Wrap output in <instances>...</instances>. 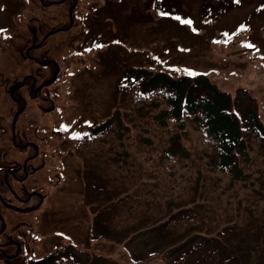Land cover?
Returning <instances> with one entry per match:
<instances>
[{
  "label": "rangeland",
  "instance_id": "obj_1",
  "mask_svg": "<svg viewBox=\"0 0 264 264\" xmlns=\"http://www.w3.org/2000/svg\"><path fill=\"white\" fill-rule=\"evenodd\" d=\"M42 1L0 0V164L29 154L21 146L30 141L40 155L34 165L44 163L37 176L44 204L26 214L34 231L18 228L30 238L28 249L8 264H32L58 244L72 245L82 264H173L158 233L145 231L121 242L100 235L101 214L90 203L88 169L74 143L110 117L123 75L134 68L205 74L236 104L254 96L264 124V0ZM54 31L30 52L36 60L26 56L29 46ZM53 61L61 71L50 84ZM14 85H21L15 94L26 99L16 120L18 149L11 126L23 103L11 97ZM58 156L65 171L56 174L57 185H49L47 176L55 172L50 165L56 169L52 161ZM8 225L0 242L15 231ZM248 258V264H260L256 252Z\"/></svg>",
  "mask_w": 264,
  "mask_h": 264
},
{
  "label": "trees",
  "instance_id": "obj_2",
  "mask_svg": "<svg viewBox=\"0 0 264 264\" xmlns=\"http://www.w3.org/2000/svg\"><path fill=\"white\" fill-rule=\"evenodd\" d=\"M74 149L100 235L158 233L173 264H248L253 252L264 264V124L254 96L236 104L205 74L134 68L110 117ZM32 264L82 263L58 244Z\"/></svg>",
  "mask_w": 264,
  "mask_h": 264
},
{
  "label": "flooded vegetation",
  "instance_id": "obj_3",
  "mask_svg": "<svg viewBox=\"0 0 264 264\" xmlns=\"http://www.w3.org/2000/svg\"><path fill=\"white\" fill-rule=\"evenodd\" d=\"M30 52L29 55L26 54V56L32 60H36V57L32 56ZM28 79H30V76L24 79V86L28 84ZM32 79L34 80V83L37 81L35 78ZM20 86L14 85L12 87V98L16 102H22L24 105L26 102L24 96H17L15 94ZM13 144L17 149L21 145L16 141H13ZM25 145L26 146L21 147L25 150L30 149L29 154L23 156L20 160H18V158L13 160L12 157L9 156V161L13 160L11 163H8L7 165L0 164V239L6 234L9 222H12V230H15L12 232L11 236H6V241L0 242V260L4 264L14 261L28 249L27 243L30 238L18 228L28 227L30 232H32L34 225L26 218V214L40 208L45 201L44 189L40 188L37 183V176L41 170L39 167H44V163L40 164L39 167L34 165L40 156L38 146L34 141L26 142ZM58 158L59 156L52 161L56 162V169L50 165V169L55 172L49 173L47 176L46 181L49 185H57L59 183V178L56 174L65 171L63 161L58 160ZM52 177H54L55 180H53ZM2 209L8 212V215L10 216L9 221L5 218ZM27 209L30 210L24 211Z\"/></svg>",
  "mask_w": 264,
  "mask_h": 264
},
{
  "label": "water",
  "instance_id": "obj_4",
  "mask_svg": "<svg viewBox=\"0 0 264 264\" xmlns=\"http://www.w3.org/2000/svg\"><path fill=\"white\" fill-rule=\"evenodd\" d=\"M70 15L72 16V13H71ZM46 37H47V36H46ZM46 37H45V38H46ZM45 38L43 39V41L45 40ZM43 41H42V42H43ZM42 42H41L39 45H37L36 47H39V46L42 44ZM55 77H56V75H55ZM55 77L53 78L52 81H54ZM52 81H51V82H52ZM51 82H50V83H51ZM14 125H15V120H14V122H13V127H14Z\"/></svg>",
  "mask_w": 264,
  "mask_h": 264
},
{
  "label": "snow or ice",
  "instance_id": "obj_5",
  "mask_svg": "<svg viewBox=\"0 0 264 264\" xmlns=\"http://www.w3.org/2000/svg\"><path fill=\"white\" fill-rule=\"evenodd\" d=\"M177 19H179V17H177ZM185 23H190V21H185ZM250 47H251V45H249ZM98 47H100L99 45H98Z\"/></svg>",
  "mask_w": 264,
  "mask_h": 264
}]
</instances>
